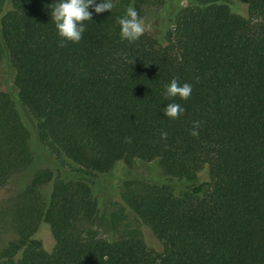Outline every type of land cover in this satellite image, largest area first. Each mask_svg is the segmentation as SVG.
<instances>
[{
  "label": "trees",
  "instance_id": "obj_1",
  "mask_svg": "<svg viewBox=\"0 0 264 264\" xmlns=\"http://www.w3.org/2000/svg\"><path fill=\"white\" fill-rule=\"evenodd\" d=\"M160 1L113 0L61 47L56 0H0L15 89L0 90V188L33 163L22 109L69 169L36 172L0 207V264H264V0H240L248 18L194 0L165 42L121 39L128 7L142 18ZM172 79L192 85L187 100L164 95ZM172 102L184 109L176 119L162 113ZM138 162H157L163 180H114ZM42 225L51 252L35 239Z\"/></svg>",
  "mask_w": 264,
  "mask_h": 264
},
{
  "label": "rangeland",
  "instance_id": "obj_2",
  "mask_svg": "<svg viewBox=\"0 0 264 264\" xmlns=\"http://www.w3.org/2000/svg\"><path fill=\"white\" fill-rule=\"evenodd\" d=\"M194 0H161L159 3L152 4L144 9L142 19L146 25L147 33L161 42L166 41V34L174 27L175 13L180 9L185 8L191 4ZM229 5L232 12L248 18V7L243 4L240 0H221ZM0 90L8 92L13 97L15 96V89L13 86V73L7 63V61L0 60ZM23 120L25 125L31 130L30 148L33 154V163L20 172H17L11 176L9 181L0 188V207L6 208L11 205V201H14L17 194L21 192L27 183L30 181L32 176L43 169H50L54 172L55 176L63 177L69 172V169L62 162L57 160L51 152L43 146L37 140L35 136V130L30 117L22 109ZM117 176L114 180H137L145 179L151 181H162L161 172L157 162L135 163L132 167L120 165L115 173ZM207 174L203 172L200 178L204 180ZM113 182L109 184L113 186L117 184ZM187 183H173L177 190L183 189ZM50 187L45 188V192H48ZM113 197L118 196L117 192L113 190ZM107 201L102 203L104 208L107 207ZM130 221L131 218H130ZM133 222V221H132ZM10 239V231L8 227L0 225V248ZM35 239L40 241L45 251L51 252L54 249L55 243L50 233L49 228L46 225H42Z\"/></svg>",
  "mask_w": 264,
  "mask_h": 264
},
{
  "label": "clouds",
  "instance_id": "obj_3",
  "mask_svg": "<svg viewBox=\"0 0 264 264\" xmlns=\"http://www.w3.org/2000/svg\"><path fill=\"white\" fill-rule=\"evenodd\" d=\"M50 17L60 38L59 46H64L65 42L78 43L85 31L84 22L92 20L93 13L100 15L110 12L113 7V0H56L51 4ZM119 25V35L121 39L128 42L138 40L146 31L144 20L138 16L133 7H128L123 16L117 19ZM192 92V85L188 83H178L172 79L165 87L164 95L171 98L187 100ZM184 112L179 103H168L163 107L164 117L176 119ZM199 123L193 124L192 136L198 135L196 129Z\"/></svg>",
  "mask_w": 264,
  "mask_h": 264
}]
</instances>
